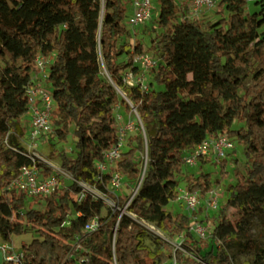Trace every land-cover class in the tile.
<instances>
[{
    "label": "trees",
    "instance_id": "16d2710c",
    "mask_svg": "<svg viewBox=\"0 0 264 264\" xmlns=\"http://www.w3.org/2000/svg\"><path fill=\"white\" fill-rule=\"evenodd\" d=\"M130 1L0 0V121L8 128L6 142L0 139V237L10 241L33 232L23 246L28 264H233L224 246L209 245L227 240L248 219L264 213V3L249 12L247 6L255 0H220L225 14L204 20L189 18L190 0L183 16L176 0H158L157 28L145 48L139 40L130 42ZM143 52L157 60L149 69L147 90L124 81L129 69L141 71L133 56ZM38 54L53 56L46 83L55 104L51 121L56 140L49 156H59L61 168L72 176L68 186L45 197L43 210L27 206V194L10 188L21 168L33 164L20 138L27 130L21 119L29 111L27 87L36 76ZM118 102L127 111L136 108L142 123L116 166L124 183L141 181L127 214L90 192L76 200L83 190L80 182L120 208L129 199L109 191L111 174L99 180L96 167L119 139ZM236 123L241 125L235 128ZM218 132L243 145L246 169L236 173L205 240L190 229L189 214L166 206L178 198L185 156ZM70 135L74 156L57 147ZM37 164L43 176L58 175L48 163ZM219 166L226 178V161ZM185 178L186 188L203 197L221 180L209 172ZM93 217L102 223L86 234L84 223ZM143 222L170 239L184 236L182 246L191 254L153 237ZM81 235L82 248L70 255ZM150 237L157 243L154 248L146 242Z\"/></svg>",
    "mask_w": 264,
    "mask_h": 264
},
{
    "label": "built area",
    "instance_id": "2783aa9c",
    "mask_svg": "<svg viewBox=\"0 0 264 264\" xmlns=\"http://www.w3.org/2000/svg\"><path fill=\"white\" fill-rule=\"evenodd\" d=\"M154 2L155 0H133L132 13L126 20L128 26L134 27L149 21L154 11ZM216 6L217 0H190L188 5V16L191 19H199L202 12L213 9ZM52 61V55L45 56L43 54H38L35 59V69L37 73L33 78V83L27 87V94L29 96L28 113L30 115V129L28 133V149H25L26 154L32 159L33 164L23 166L19 176L10 186V188L24 192L32 197H48L52 195L59 186V179L56 175L43 176L41 174L37 160H42L48 164L50 163L46 159L40 157L35 151H32L39 144L40 139L52 130L51 117L55 104L52 92L46 83ZM133 64L145 72L155 66L157 60L148 52L136 53L133 56ZM124 81L128 85H140L145 90V86L142 85L140 72L129 69L124 74ZM133 108L134 107H132V109ZM116 120L119 126V139L116 144L105 152L103 161L96 162V167L99 172V180L103 179L105 173L111 174V179L107 188L114 195L119 196L118 190L121 189L125 180L121 172L116 169V166L124 151L125 130H134L135 123L128 121L125 126L120 127L119 124L122 120L121 115H118ZM233 146V141L227 133L218 132L215 136L207 137L201 144L188 153L185 156V162L187 165H194L199 156L209 155L210 153H213L216 158H224L226 153L232 149ZM82 183L80 182L81 186L84 184ZM138 188L128 199L124 209L129 205L137 193ZM85 196L86 191L83 189L76 194V200L81 202L84 200ZM201 198L200 193L183 188L179 190L177 199L183 201L191 211L189 214L191 217L190 229L198 237L203 238L206 235V228L195 215L201 206ZM204 198L205 200L202 206H204L205 209L214 212L218 211L220 208L221 195L216 188H213ZM109 201L111 202V200ZM112 203L114 205L118 204L113 200ZM101 223L102 221L99 217H93L84 223L83 230L86 234L92 233L100 227ZM83 238L84 236L82 235L76 236L70 255H72L75 250L82 248L81 243ZM24 245L25 244H21L18 246L13 243L12 240L6 241L0 237V263L10 262L13 264H28L25 250L23 249ZM83 260L84 257H80L79 263Z\"/></svg>",
    "mask_w": 264,
    "mask_h": 264
},
{
    "label": "rangeland",
    "instance_id": "374dc122",
    "mask_svg": "<svg viewBox=\"0 0 264 264\" xmlns=\"http://www.w3.org/2000/svg\"><path fill=\"white\" fill-rule=\"evenodd\" d=\"M177 3L180 5L181 8V16L184 14L185 6L188 2V0H176ZM220 0H217V6L213 9H210L208 11H204L200 14L199 19H212V20H217L225 14L223 11L222 7L218 4ZM264 3V0H255V1H250L248 6H247V11L253 12L255 10L260 9V4ZM154 11L152 14V17L149 21H147L144 24L137 25L134 27L128 26L132 35V38L130 39V42L132 44L135 43L136 40H139L140 42L143 43L145 48H147L150 44V37L153 34L152 29L157 28V17L159 14V3L158 0H155L154 2ZM133 10V0L128 3V15L132 13ZM222 11V12H220ZM261 31H264V27L261 28ZM152 55V54H151ZM121 62L126 61V57L122 56L120 58ZM103 73L109 78V74L107 73L106 69L103 67ZM140 77L142 81V85L145 86V90L148 89L149 83H150V74L149 70L145 71L141 70L140 71ZM246 85L250 83V79L248 78L246 80ZM121 96H124L122 91L118 89ZM114 114L115 117H118V115H121V123L119 124L120 127H123L127 124L128 121H131L135 123V128L134 130H125V145H124V150L128 149L129 146V138L133 136L139 128H142V123L141 119L139 117V113L135 108L132 109V111H127L126 108L118 102L117 104L114 105ZM29 113L27 112L23 116V126L25 129L27 128L26 124V119H28ZM241 124L236 123L234 125L235 128H238ZM53 125H52V130L45 136H43L40 139L39 144L36 146L35 149L32 151H35L40 157L46 159L52 166L53 168L56 169L58 172V175H56L59 179V188L66 187L69 185L70 180L72 179L71 174H69L67 171L63 170L61 168V159L59 156L55 157L54 159H51L49 154L52 149L51 144L53 141L56 140V138H53ZM8 136V128L7 126L0 121V139L3 140V142H6ZM233 141V148L230 149L224 158H216L213 153H210L209 155H204L201 156L200 158H197V161L194 165H187L184 168V171L186 173V176L190 175L191 177L199 175L201 172H209L212 174L213 180L215 179H221L219 184H215L214 188L218 190V192L221 195L220 198V207L222 203L226 200L228 197V188L230 185L236 182V173H244L246 169V156L245 152L243 150V145L240 144L237 139L231 138ZM21 143L23 144L25 149H28V130H26V134L24 137L20 138ZM58 148H65L66 152L70 156H74L73 153V148H74V137L73 135L69 136V139L66 142H61L57 144ZM146 158V155H144ZM221 160H225L227 163V172L228 175L226 178H221V173H220V166L219 163ZM43 175V173L41 172ZM186 176L181 177V184L179 187V190L186 188L187 184V178ZM82 183V182H81ZM83 184V183H82ZM139 186V183L137 182H125L121 189L118 190V195H128L129 198L134 194V192L137 190ZM83 189L86 192H90L93 197L96 199H104L113 210L121 209V211L124 214H127L125 212L124 208H120L118 204L114 205L112 203V200L109 199L103 192L87 185L83 184ZM28 196V195H27ZM201 206L198 209V211L195 213L197 216L198 220L203 224V226L206 228V235L202 239H208V234L211 231L212 228V223L213 220L216 219L220 212V208L218 211H208L207 209L204 208L203 202L205 198L201 196ZM111 200V202L109 201ZM27 206L34 207L35 209L43 210L46 205V198L45 197H32L28 196V202ZM167 210H170L172 212H184L187 214H190L191 211L187 207V205L177 199L175 201H172L166 206ZM102 215H106V210L102 211ZM70 222V217L68 220L64 223V228L67 229L68 225ZM143 224L148 227L151 230V233L153 237L158 236L162 237L165 241L171 243L173 246L176 248H179L183 250L186 254H191L189 251H187L183 246V241H184V236H177L173 239H170L167 237L165 234H163L160 230L155 225H152L147 222H143ZM35 234L33 232H29L25 235H20V236H14L12 238L13 243L16 245H21V244H28L33 238ZM150 237L146 240L147 244H149L152 248H154L157 243L155 242L154 238ZM218 245L224 246L225 249L228 251L232 263L233 264H264V213L260 215H256L248 219L242 227L238 228L237 232L228 238L227 240H214L211 241V244L209 246H214L217 247ZM162 248V246H161ZM164 264H175L174 260H169L168 262Z\"/></svg>",
    "mask_w": 264,
    "mask_h": 264
},
{
    "label": "crops",
    "instance_id": "0c3cea01",
    "mask_svg": "<svg viewBox=\"0 0 264 264\" xmlns=\"http://www.w3.org/2000/svg\"><path fill=\"white\" fill-rule=\"evenodd\" d=\"M22 120H23V117H22ZM26 121H27L26 124H27V128H28L27 130H28V133H29V129H30V115H28V119H26Z\"/></svg>",
    "mask_w": 264,
    "mask_h": 264
},
{
    "label": "water",
    "instance_id": "95a60500",
    "mask_svg": "<svg viewBox=\"0 0 264 264\" xmlns=\"http://www.w3.org/2000/svg\"><path fill=\"white\" fill-rule=\"evenodd\" d=\"M140 183H141V181H140ZM140 183H139V185H140Z\"/></svg>",
    "mask_w": 264,
    "mask_h": 264
}]
</instances>
